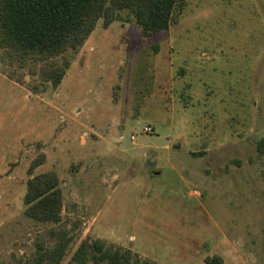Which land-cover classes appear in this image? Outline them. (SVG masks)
<instances>
[{
    "label": "rangeland",
    "instance_id": "rangeland-1",
    "mask_svg": "<svg viewBox=\"0 0 264 264\" xmlns=\"http://www.w3.org/2000/svg\"><path fill=\"white\" fill-rule=\"evenodd\" d=\"M64 59L57 87L26 69L19 85L0 50V264L61 237L62 264L84 240L156 264H264V0H185L146 35L121 12ZM48 172L58 223L23 214Z\"/></svg>",
    "mask_w": 264,
    "mask_h": 264
},
{
    "label": "trees",
    "instance_id": "trees-1",
    "mask_svg": "<svg viewBox=\"0 0 264 264\" xmlns=\"http://www.w3.org/2000/svg\"><path fill=\"white\" fill-rule=\"evenodd\" d=\"M185 0H0V50L17 70L6 77L24 84L29 76L57 87L69 66L56 59L80 48L102 20L104 27L126 12L144 35L167 30L174 25ZM43 162L34 160L29 171ZM23 214L39 223H58L62 194L53 172L38 174L27 181ZM68 240L59 238L55 245L38 252L23 264H62ZM207 264H220L215 256ZM66 264H156L141 260L130 250L107 246L99 240L82 241Z\"/></svg>",
    "mask_w": 264,
    "mask_h": 264
},
{
    "label": "built area",
    "instance_id": "built-area-1",
    "mask_svg": "<svg viewBox=\"0 0 264 264\" xmlns=\"http://www.w3.org/2000/svg\"><path fill=\"white\" fill-rule=\"evenodd\" d=\"M142 131H143V133H148L151 131V129L149 127L145 126V127H143ZM131 139H133V137H131Z\"/></svg>",
    "mask_w": 264,
    "mask_h": 264
}]
</instances>
